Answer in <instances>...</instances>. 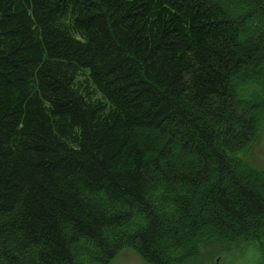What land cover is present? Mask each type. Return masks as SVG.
Returning a JSON list of instances; mask_svg holds the SVG:
<instances>
[{"label":"trees","instance_id":"trees-1","mask_svg":"<svg viewBox=\"0 0 264 264\" xmlns=\"http://www.w3.org/2000/svg\"><path fill=\"white\" fill-rule=\"evenodd\" d=\"M264 0H0V264L264 252Z\"/></svg>","mask_w":264,"mask_h":264},{"label":"rangeland","instance_id":"rangeland-1","mask_svg":"<svg viewBox=\"0 0 264 264\" xmlns=\"http://www.w3.org/2000/svg\"><path fill=\"white\" fill-rule=\"evenodd\" d=\"M255 162H264V130L254 148ZM109 264H149L132 247L122 248ZM186 264H264V252L255 241L211 243L199 249L198 258Z\"/></svg>","mask_w":264,"mask_h":264}]
</instances>
